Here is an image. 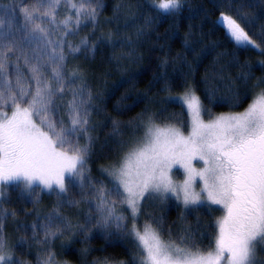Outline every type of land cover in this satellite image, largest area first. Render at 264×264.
<instances>
[{"label": "snow or ice", "instance_id": "snow-or-ice-1", "mask_svg": "<svg viewBox=\"0 0 264 264\" xmlns=\"http://www.w3.org/2000/svg\"><path fill=\"white\" fill-rule=\"evenodd\" d=\"M61 2L21 0L13 4L12 10L5 9V16L10 17L14 10L21 20L16 29L21 33L19 40L11 20L0 18V222L15 215L3 208L5 189L18 190L24 198L40 186L55 192L64 203L75 205L79 201L66 199L69 191L85 186L91 140L81 144L80 137L88 134L90 96L83 88L76 89L74 80H66V41L52 36L63 31L66 37L82 23L95 22L102 5L98 0L95 7L90 0H67L75 15L58 20ZM152 2L165 16L176 14L183 6L182 0ZM44 18L48 27L44 26ZM218 26L237 46L261 48L232 15L222 13ZM32 43L42 47L29 54L25 48ZM82 43L87 45L88 41ZM68 47L80 51L79 47ZM21 60L30 77L23 75ZM10 64L16 69L14 80L8 71ZM49 67L50 75H46ZM71 76L76 78L78 74L73 72ZM254 88L253 98L243 112L219 115L207 122L200 98L194 90L186 91L177 99L190 117L187 135L175 124L160 127L150 123L122 162L105 169L112 187L100 184L95 188L99 224L123 227L136 241L139 264H257L259 250L264 249V81ZM65 92L72 94L65 105L67 124L55 115V100L63 99ZM194 161L202 162V166L196 167ZM174 168L183 170L182 182L173 180ZM169 196L185 208L207 203L223 209L216 221L214 245L202 250L185 238L179 243L165 241L158 225L145 223L142 229L138 227L141 202ZM117 204L130 210V230L123 224L127 217L123 212L118 214ZM45 221V238L57 236L63 218L53 213ZM5 248V241L0 240V264H18L11 250Z\"/></svg>", "mask_w": 264, "mask_h": 264}, {"label": "trees", "instance_id": "trees-1", "mask_svg": "<svg viewBox=\"0 0 264 264\" xmlns=\"http://www.w3.org/2000/svg\"><path fill=\"white\" fill-rule=\"evenodd\" d=\"M98 2L102 7L95 22L82 23L66 37L63 31L52 36L66 41V80H74V87L83 88L90 96L88 134L80 137L81 144L91 140L85 186L69 191L66 199L79 201L75 205L64 203L55 192H42L39 186L24 198L18 190L5 189L3 208L15 215L0 222V240L5 241V251L11 250L18 264H43L47 260L53 264H138V249L131 235L123 228L109 234L107 227L95 223L98 215L91 205L92 182L112 187L105 169L120 164L132 141L139 140L150 123L160 127L175 124L187 130V113L173 98L194 90L202 102V116L209 120L244 110L256 91L254 85L264 81V0H182L180 11L166 16L152 0ZM14 3L21 0H0V18L11 20L19 40L21 33L16 29L21 20L14 10L10 17L4 15ZM90 3L95 7L97 0ZM222 13L238 19L261 48L244 49L232 42L218 26ZM67 15L74 17L75 10L62 0L58 20ZM44 21L48 27L47 18ZM69 45L80 51H71ZM38 47L42 46L32 43L25 51L31 54ZM20 65L23 75L30 77L23 60ZM8 71L14 80L16 69L10 64ZM50 72L49 67L46 75ZM73 72L78 74L76 78L71 76ZM71 95L65 92L63 99L55 100L56 118L65 124V105ZM122 208L129 214L130 221L124 225L130 230V210ZM53 213L63 218V226L57 236L45 238V217ZM219 216V209L211 205L185 208L177 201L147 202L137 223L141 229L145 223L158 225L165 241L179 243L185 238L207 250L214 244ZM257 264H264V249L259 250Z\"/></svg>", "mask_w": 264, "mask_h": 264}, {"label": "rangeland", "instance_id": "rangeland-1", "mask_svg": "<svg viewBox=\"0 0 264 264\" xmlns=\"http://www.w3.org/2000/svg\"><path fill=\"white\" fill-rule=\"evenodd\" d=\"M182 96V95H181ZM178 97H180V96H178ZM178 97H176V98H173V100H175L177 103H179V104H181L182 106H183V108L185 109V111H186V113H187V116H188V111H187V108L180 102V100L179 99H177ZM249 105V104H248ZM248 107V106H247ZM246 107V108H247ZM245 108V109H246ZM244 109V110H245ZM244 110H242V111H240V112H243ZM240 112H237V113H240ZM227 114H230V113H227ZM227 114H222V115H227ZM232 114H234V113H232ZM219 116V115H218ZM217 116H215V117H213V118H211V119H215ZM204 119V118H203ZM211 119H209V120H211ZM205 120V119H204ZM209 120H205L206 122L207 121H209ZM190 130V117L188 116V125H187V130L184 132L186 135H187V133H188V131ZM143 135H144V133H143ZM143 135L141 136V137H143ZM138 140H136L135 142H134V140L132 141V144L130 145V147L131 148H133L134 146H135V144H136V142H137ZM131 148H128L129 149V151L131 150ZM128 153V152H127ZM122 160H123V158H122ZM122 162V161H121ZM120 162V163H121ZM194 165L196 166V167H201L202 166V162H200V161H194ZM172 178H173V180L175 181V182H177V183H179V182H182L183 181V179H184V172H183V170L182 169H179V168H174L173 170H172ZM92 186L91 187H89V188H91V190H93V194L90 196V198L92 199V202H91V205H93L92 207V210H95V205H96V200H95V188L96 187H99V185L100 184H102L101 182H92ZM95 186V187H94ZM39 189L42 191V192H48L47 190H42L41 189V187L39 186ZM200 190V181L199 180H197L196 181V191H199ZM93 197V198H92ZM169 201H177L174 197H171V196H169L168 198H157V199H154V200H149L148 202H152V203H156V204H161V203H163V202H169ZM145 202H141V207H142V205L144 204ZM177 203H180L183 207H184V205L181 203V202H178L177 201ZM203 205H209V204H207V203H205V204H203ZM203 205H190L189 207H191V206H203ZM211 206H215V207H217L218 209H219V211H220V216H219V218L223 215V209H221L218 205H211ZM123 206H121L120 204H117V209H118V214L120 213V212H123V211H121V208H122ZM123 209V208H122ZM124 213V215L127 217L126 219H125V221L123 222V224H125L126 222H127V220L128 221H130V217H129V214H126L125 212H123ZM95 214H97L96 212H95ZM98 215V214H97ZM139 217V216H138ZM137 217V218H138ZM95 223L96 224H99V216H98V219L95 221ZM123 228V227H122ZM121 228V229H122ZM113 229V230H112ZM120 229V230H121ZM119 229H117L116 228V226H115V224L113 223V224H111L109 227H107V230H105V232H108L109 234L111 233V232H113V231H118ZM134 239V238H133ZM134 241V243H135V245H136V241L135 240H133ZM214 245V244H213ZM136 261L138 262V264H139V257H137V259H136ZM119 264V263H118Z\"/></svg>", "mask_w": 264, "mask_h": 264}]
</instances>
